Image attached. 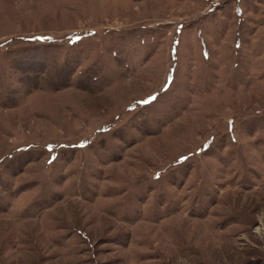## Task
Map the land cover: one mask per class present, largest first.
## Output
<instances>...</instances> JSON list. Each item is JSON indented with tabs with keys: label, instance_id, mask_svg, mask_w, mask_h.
I'll use <instances>...</instances> for the list:
<instances>
[{
	"label": "rangeland",
	"instance_id": "1",
	"mask_svg": "<svg viewBox=\"0 0 264 264\" xmlns=\"http://www.w3.org/2000/svg\"><path fill=\"white\" fill-rule=\"evenodd\" d=\"M0 264H264V0H0Z\"/></svg>",
	"mask_w": 264,
	"mask_h": 264
}]
</instances>
